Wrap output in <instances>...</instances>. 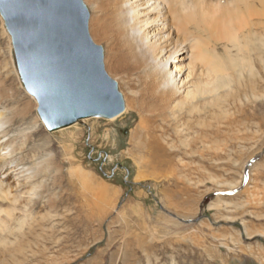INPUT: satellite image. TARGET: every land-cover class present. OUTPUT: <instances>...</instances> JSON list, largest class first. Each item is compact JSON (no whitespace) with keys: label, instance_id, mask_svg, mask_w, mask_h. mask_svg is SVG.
<instances>
[{"label":"rangeland","instance_id":"374dc122","mask_svg":"<svg viewBox=\"0 0 264 264\" xmlns=\"http://www.w3.org/2000/svg\"><path fill=\"white\" fill-rule=\"evenodd\" d=\"M206 1L228 30L201 36L200 64L223 79L200 113L146 112L136 72L112 77L123 114L56 132L21 82L0 14V110L23 111L9 138L23 167L41 162L23 209L0 202V264H264V5ZM96 44L107 72V44Z\"/></svg>","mask_w":264,"mask_h":264},{"label":"bare ground","instance_id":"6f19581e","mask_svg":"<svg viewBox=\"0 0 264 264\" xmlns=\"http://www.w3.org/2000/svg\"><path fill=\"white\" fill-rule=\"evenodd\" d=\"M82 1L93 9L87 25L91 39L95 44H107L106 63L110 77L116 79L124 75L130 78L136 72L142 75L146 96L139 102L146 112L159 114L162 118L166 114L176 119L180 115L192 117L200 113L205 96L217 95L220 90L217 83L223 77L216 73L218 67L203 69L199 50L209 46V41L201 37L206 36L203 33L220 35L221 29L228 30L219 15L220 5L210 6L206 0ZM261 4L264 5V0ZM230 39L235 40L231 35ZM218 62L211 63L217 66ZM2 99L0 95L1 105ZM11 111L6 107L0 110V202L18 211L24 208L28 195L23 190L36 179L41 162L33 167H23L20 156L23 148L9 138L12 119L23 116V111L9 117ZM89 119L93 118L72 126L85 124ZM63 129L66 128L57 131ZM153 146L159 148L157 140H153ZM52 158L50 153L44 161ZM4 212L0 206V216Z\"/></svg>","mask_w":264,"mask_h":264},{"label":"water","instance_id":"95a60500","mask_svg":"<svg viewBox=\"0 0 264 264\" xmlns=\"http://www.w3.org/2000/svg\"><path fill=\"white\" fill-rule=\"evenodd\" d=\"M0 14L22 82L49 131L124 113V96L105 71L104 48L88 33L82 0H0Z\"/></svg>","mask_w":264,"mask_h":264}]
</instances>
